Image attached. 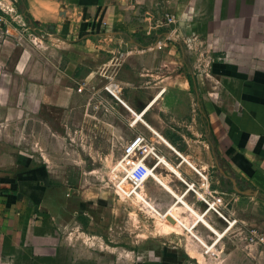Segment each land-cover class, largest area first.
<instances>
[{
  "label": "rangeland",
  "instance_id": "obj_1",
  "mask_svg": "<svg viewBox=\"0 0 264 264\" xmlns=\"http://www.w3.org/2000/svg\"><path fill=\"white\" fill-rule=\"evenodd\" d=\"M32 32L24 33L28 45H41L36 36L47 42L50 65L55 64L51 49L57 46L50 27ZM172 32L164 26L140 37L133 34L132 39L112 44V49L104 46L98 65L91 56L94 46H73L78 42L73 36L65 39L60 67L68 64L67 53L88 59L76 66L75 77L71 74L63 103L31 102L27 112L18 110L1 126L6 128L0 130V159L18 172L42 169L90 201L94 215L89 231L101 234L103 249L113 255L123 252L136 260L174 251L180 264H264V203L254 197L238 210L237 193L231 192V181L219 171L227 162L214 152L203 98L206 88L199 84L204 76L211 79L207 72L221 60L208 55L200 41ZM118 64L125 83L112 80L118 79ZM145 79L159 81L160 86L148 89ZM111 81L123 86L119 94L123 102L105 90ZM32 90L28 87L29 96ZM147 95L158 98L144 111ZM147 111L144 118L150 117L154 128L142 119ZM138 134L155 141L162 156L155 169L158 181L150 178L142 192L161 213L170 210V219L156 217L139 203L143 197L138 190V199L119 197L110 180L123 149ZM216 195L225 201L226 219L213 209L205 214L209 204L203 198L212 204ZM253 230L256 241L251 239Z\"/></svg>",
  "mask_w": 264,
  "mask_h": 264
},
{
  "label": "crops",
  "instance_id": "obj_2",
  "mask_svg": "<svg viewBox=\"0 0 264 264\" xmlns=\"http://www.w3.org/2000/svg\"><path fill=\"white\" fill-rule=\"evenodd\" d=\"M26 1L34 26L16 5L20 20L29 35L44 25L50 27L56 63L50 65L49 44L37 36L41 42L37 48L28 45L26 34L19 42L0 44V130L18 110L27 112L31 102L65 101V88L75 77L76 66L88 59L67 53L70 60L60 67L66 56L65 39L73 36L78 41L73 46H94L91 56L97 62L90 61L98 65L104 46L164 27L156 21L169 13L174 17V23L167 25L172 33L200 41L208 55L221 60L207 72L211 79L204 76L199 84L206 88L203 98L216 153L227 162L223 169L241 189L264 193V0ZM115 70L118 79L112 80L125 83L122 65ZM145 80L148 89L160 86L159 81ZM28 87L33 89L30 96ZM156 95L144 97V111H149ZM148 111L142 119L154 128L155 122L144 118ZM12 167L0 159V264H180L174 251L136 260L123 252L105 251L102 235L89 231L94 215L90 201L71 193L42 169L26 173ZM257 197L264 203L263 195ZM252 198L237 193L238 210Z\"/></svg>",
  "mask_w": 264,
  "mask_h": 264
},
{
  "label": "built area",
  "instance_id": "obj_3",
  "mask_svg": "<svg viewBox=\"0 0 264 264\" xmlns=\"http://www.w3.org/2000/svg\"><path fill=\"white\" fill-rule=\"evenodd\" d=\"M17 3L18 0H0V44L13 41L19 42L21 36L28 30L20 20V15L16 6ZM156 23L158 26H167L174 23V17L169 13H165L164 17L158 19ZM122 89L123 86L116 81H111L105 86V90L120 101L122 100L119 94L122 93ZM78 90L82 91L83 87L80 86ZM160 152L161 150L155 141L148 139L143 134L136 135V137L125 146L121 159L119 163H117V168L112 171L110 176V180L115 187V192L119 197L129 199L131 196H134L133 192L136 189L141 190L143 185L150 178L157 180L155 169L159 164L160 157H162ZM156 159L157 161H155ZM203 199L209 204V208L206 210L205 214L213 209L215 213L226 219L223 212L226 208L223 197L214 196L212 204H210L209 200ZM173 222L177 223L178 220L173 219ZM255 237L256 231L253 230L251 239L254 241Z\"/></svg>",
  "mask_w": 264,
  "mask_h": 264
},
{
  "label": "bare ground",
  "instance_id": "obj_4",
  "mask_svg": "<svg viewBox=\"0 0 264 264\" xmlns=\"http://www.w3.org/2000/svg\"><path fill=\"white\" fill-rule=\"evenodd\" d=\"M160 161H161V159H160ZM160 161H159V163H160ZM128 186V185H127ZM139 191L140 193H141V195H142V197L143 198H141L140 200H139V203H145V205L147 206V207H149V208H151V212L156 216V217H166L167 219H170V216H172V214H170V210L169 211H167V212H162L161 213V211L155 206V205H153L147 198H146V196H145V194L142 192V190L143 189H141V190H139V189H136L134 192H133V194H134V198H137V194H136V191ZM138 199V198H137ZM169 214V215H168Z\"/></svg>",
  "mask_w": 264,
  "mask_h": 264
},
{
  "label": "water",
  "instance_id": "obj_5",
  "mask_svg": "<svg viewBox=\"0 0 264 264\" xmlns=\"http://www.w3.org/2000/svg\"><path fill=\"white\" fill-rule=\"evenodd\" d=\"M221 173L225 176V177H229L230 181L232 182V189L233 191H235L238 194H242V195H246V196H254L257 197L258 196V191L256 189L253 188H246V189H241L238 185L237 180L234 177L228 176L225 172V170L223 168L220 167Z\"/></svg>",
  "mask_w": 264,
  "mask_h": 264
},
{
  "label": "trees",
  "instance_id": "obj_6",
  "mask_svg": "<svg viewBox=\"0 0 264 264\" xmlns=\"http://www.w3.org/2000/svg\"><path fill=\"white\" fill-rule=\"evenodd\" d=\"M17 6H18V9L20 11V13L26 18L28 19V21L30 20V16L29 14L27 13L26 9H27V1L26 0H18V3H17ZM29 25L31 26H34V23H32L31 21H29ZM189 78V83H193V80L190 76H188ZM206 110V109H205ZM207 114V113H206ZM209 131L211 132L212 134V129L211 127L209 126ZM216 151V149H214V152ZM231 192H235L233 191V189L231 190ZM259 195H263L264 196V193L263 192H259Z\"/></svg>",
  "mask_w": 264,
  "mask_h": 264
}]
</instances>
